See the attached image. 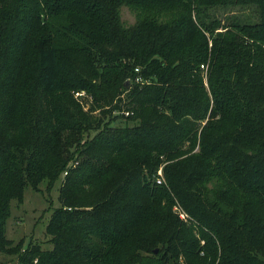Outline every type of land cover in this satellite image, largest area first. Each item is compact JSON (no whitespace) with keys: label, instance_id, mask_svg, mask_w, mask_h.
<instances>
[{"label":"trees","instance_id":"obj_1","mask_svg":"<svg viewBox=\"0 0 264 264\" xmlns=\"http://www.w3.org/2000/svg\"><path fill=\"white\" fill-rule=\"evenodd\" d=\"M249 4L256 20L215 9ZM58 178L46 239L8 238L10 201ZM9 249L17 264H264V0H0Z\"/></svg>","mask_w":264,"mask_h":264},{"label":"rangeland","instance_id":"obj_2","mask_svg":"<svg viewBox=\"0 0 264 264\" xmlns=\"http://www.w3.org/2000/svg\"><path fill=\"white\" fill-rule=\"evenodd\" d=\"M215 9L218 16L222 18L232 16L246 21H253L257 18V11L252 4L223 8L217 6ZM119 15L125 25H130L135 22L137 11L123 4L119 8ZM202 68L204 74L205 66ZM80 94L75 95L74 92V96L78 97L77 99L80 100L83 107L85 109L89 108L92 102L91 94L83 89L80 90ZM87 134L89 136L93 135L94 130L89 131ZM160 168L161 166L158 169ZM158 169L154 174H158ZM60 181L61 178H58L50 186L46 182H42L37 188H33V186L28 184L24 188L21 201L15 199L10 201L9 214L5 223V234L8 238L14 240L15 243L21 241V246L26 245L29 241H43L46 239L44 234L45 226L51 212L59 205ZM44 246L51 247V244H45ZM181 262V258L177 260V264H181ZM0 264H17L15 254L11 252V249L0 255Z\"/></svg>","mask_w":264,"mask_h":264},{"label":"built area","instance_id":"obj_3","mask_svg":"<svg viewBox=\"0 0 264 264\" xmlns=\"http://www.w3.org/2000/svg\"><path fill=\"white\" fill-rule=\"evenodd\" d=\"M136 80H141V78L140 77H136ZM75 95H81L80 91H76ZM162 181H163V176H162V171H161V168H160V169H158V174L156 176V182L157 183H161ZM174 208L177 209V206H175ZM179 216L182 217V218L184 217V212L182 210H179ZM181 264H184L183 261L181 262Z\"/></svg>","mask_w":264,"mask_h":264},{"label":"water","instance_id":"obj_4","mask_svg":"<svg viewBox=\"0 0 264 264\" xmlns=\"http://www.w3.org/2000/svg\"><path fill=\"white\" fill-rule=\"evenodd\" d=\"M153 252H157V248H154V249H153Z\"/></svg>","mask_w":264,"mask_h":264}]
</instances>
